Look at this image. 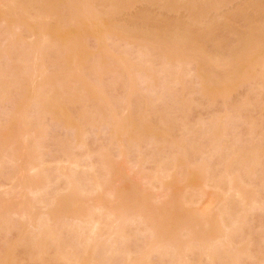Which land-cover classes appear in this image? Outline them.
Listing matches in <instances>:
<instances>
[{"label":"rangeland","instance_id":"1","mask_svg":"<svg viewBox=\"0 0 264 264\" xmlns=\"http://www.w3.org/2000/svg\"><path fill=\"white\" fill-rule=\"evenodd\" d=\"M109 263L264 264V0H0V264Z\"/></svg>","mask_w":264,"mask_h":264},{"label":"bare ground","instance_id":"2","mask_svg":"<svg viewBox=\"0 0 264 264\" xmlns=\"http://www.w3.org/2000/svg\"><path fill=\"white\" fill-rule=\"evenodd\" d=\"M96 185H99V184H96ZM95 185V186H96ZM101 186V185H100ZM100 188H102V187H98V189H100ZM239 188V187H238ZM79 191V190H78ZM81 191V190H80ZM238 191H239V189H238ZM91 192V191H90ZM241 192H243L242 190H241ZM79 193V195H83V194H85V195H87L88 194V192L87 193H85V191L83 192V191H81V193L82 194H80V192H78ZM245 193H246V191H245ZM241 194H244V192L243 193H241ZM83 197H84V195H83ZM226 214H229L228 212H226ZM224 215H225V213H224ZM122 218L125 216V214H124V216L123 215H120ZM225 216H227V215H225ZM125 218H127V217H125ZM125 218H123L124 220H125ZM119 219V218H118ZM122 219V220H123ZM94 219H92V221H93ZM134 220H135V218H134ZM136 220H137V218H136ZM84 221V220H83ZM97 221H100V220H97ZM119 221H120V219H119ZM127 221V220H126ZM85 222V221H84ZM101 222V221H100ZM100 222H96V220H94L93 222H92V227H91V229H92V234H95V236L97 235V232H95L96 230L97 231H100V226H101V223ZM86 223V222H85ZM87 223H89V222H87ZM43 228V227H42ZM75 228V227H74ZM77 228V227H76ZM81 228V227H80ZM54 229V228H53ZM53 229L51 228L50 230H49V233L47 234L48 236H46L48 239H49V237L50 236H53V234L56 232H54L53 231ZM71 229V228H70ZM72 229H73V227H72ZM71 229V230H72ZM55 230V229H54ZM79 229H77V231H78ZM82 230H83V228H82ZM41 231V230H40ZM43 231V230H42ZM75 231V230H74ZM80 231V230H79ZM78 233V232H77ZM80 233V232H79ZM222 234V233H221ZM229 236H230V234H228ZM227 236V235H226ZM221 238V237H220ZM223 240H221L222 242H224V240L226 241H228L229 240V238L228 239H225L224 238V235H223ZM165 242H168V241H165ZM159 243V242H158ZM169 243V242H168ZM225 243V242H224ZM89 244V243H88ZM167 245V244H166ZM220 245H221V243H220ZM224 244H222V246H223ZM167 247V246H166ZM166 247H165V245L163 246V244L162 243H160V245H157V243H156V245L155 246H153V248H154V250L155 251H153V248H152V251L154 252V253H156L157 251L156 250H158V251H160V250H162L161 248H163L164 250V254L166 253L165 251H167L168 250V247H167V250H165L166 249ZM88 248H89V246H88ZM158 248H160V249H158ZM159 253V252H158ZM167 255L169 256L170 254H168L167 253ZM112 261V260H111ZM113 262V261H112ZM110 264V263H109Z\"/></svg>","mask_w":264,"mask_h":264}]
</instances>
